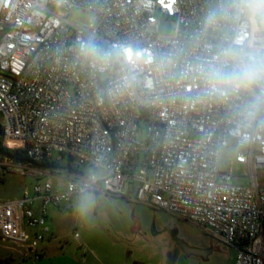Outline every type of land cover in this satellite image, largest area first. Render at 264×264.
<instances>
[{"label": "built area", "instance_id": "2783aa9c", "mask_svg": "<svg viewBox=\"0 0 264 264\" xmlns=\"http://www.w3.org/2000/svg\"><path fill=\"white\" fill-rule=\"evenodd\" d=\"M229 2L0 0L2 147L27 158L16 172L45 178L0 200V239L36 264L47 207L86 192L123 197L132 186L137 202L235 248L232 264H264V187L255 181L264 171V112L246 118V93L206 94L198 71L222 45L264 47V25L205 24ZM73 9L90 22L69 21ZM160 18L174 23L171 35H159ZM82 41L105 58L81 56ZM226 149L236 150L230 166L241 165L250 184L221 168ZM63 159L67 177L57 189L52 168L41 165Z\"/></svg>", "mask_w": 264, "mask_h": 264}, {"label": "rangeland", "instance_id": "374dc122", "mask_svg": "<svg viewBox=\"0 0 264 264\" xmlns=\"http://www.w3.org/2000/svg\"><path fill=\"white\" fill-rule=\"evenodd\" d=\"M68 20L86 26L92 16L81 9L68 13ZM174 23L160 18L158 33L171 35ZM145 128L144 124L140 125ZM234 149L222 153L221 168H231L237 184L248 183V175L239 164L230 160ZM9 160H0V200L12 201L21 197L23 189H32L44 177L28 172H16ZM23 169L25 165H22ZM25 170V169H24ZM67 160L51 169L53 185L64 188ZM87 171L88 169L82 168ZM50 173V170L48 171ZM257 178L264 183V172ZM131 186L123 197L86 192L90 196L87 207H82L85 193L58 208L47 207L46 225L49 232L39 245L41 259L36 264H232L235 248L214 239L203 228L184 221L163 210L135 200ZM191 249H209L204 256L189 253ZM0 258L11 264H32L21 254L17 245L0 239Z\"/></svg>", "mask_w": 264, "mask_h": 264}, {"label": "clouds", "instance_id": "9594fccd", "mask_svg": "<svg viewBox=\"0 0 264 264\" xmlns=\"http://www.w3.org/2000/svg\"><path fill=\"white\" fill-rule=\"evenodd\" d=\"M221 17L235 20L238 26L251 28L264 25V0H230L211 10L205 24L211 25ZM80 55L85 58H105V54L91 41H82ZM198 71L208 95L220 97L236 96L246 93L251 101L244 114L254 119L264 112V47L240 45L236 42L222 45L219 59L204 62ZM82 207H87L90 196L85 193Z\"/></svg>", "mask_w": 264, "mask_h": 264}, {"label": "trees", "instance_id": "16d2710c", "mask_svg": "<svg viewBox=\"0 0 264 264\" xmlns=\"http://www.w3.org/2000/svg\"><path fill=\"white\" fill-rule=\"evenodd\" d=\"M9 160L11 163L15 165H25L28 160L25 157L23 151H10L2 147V138H1V130H0V160ZM41 166L45 168H56L55 164H42ZM0 264H11V260L9 258H0Z\"/></svg>", "mask_w": 264, "mask_h": 264}, {"label": "water", "instance_id": "95a60500", "mask_svg": "<svg viewBox=\"0 0 264 264\" xmlns=\"http://www.w3.org/2000/svg\"><path fill=\"white\" fill-rule=\"evenodd\" d=\"M209 252V250H203V249H191L189 251L190 254L195 256H206V254Z\"/></svg>", "mask_w": 264, "mask_h": 264}, {"label": "crops", "instance_id": "0c3cea01", "mask_svg": "<svg viewBox=\"0 0 264 264\" xmlns=\"http://www.w3.org/2000/svg\"><path fill=\"white\" fill-rule=\"evenodd\" d=\"M258 172H264V171H257L256 174H255L256 185H257L258 188H261V187H264V183H260V182H259V180H258V178H257V173H258ZM248 179H249V180H248V183H246V184H250V183H251V180H252V179H251V177H250L249 175H248ZM203 250H209V249H203ZM209 252H211V251L209 250ZM209 252H208V253H209ZM208 253H207V254H208ZM207 254H206V255H207Z\"/></svg>", "mask_w": 264, "mask_h": 264}, {"label": "bare ground", "instance_id": "6f19581e", "mask_svg": "<svg viewBox=\"0 0 264 264\" xmlns=\"http://www.w3.org/2000/svg\"><path fill=\"white\" fill-rule=\"evenodd\" d=\"M9 146H11V147H14V144L13 143H10V145Z\"/></svg>", "mask_w": 264, "mask_h": 264}]
</instances>
